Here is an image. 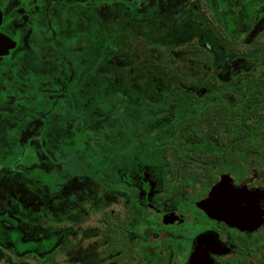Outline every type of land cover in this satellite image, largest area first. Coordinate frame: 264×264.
I'll return each instance as SVG.
<instances>
[{
  "label": "flooded vegetation",
  "instance_id": "obj_1",
  "mask_svg": "<svg viewBox=\"0 0 264 264\" xmlns=\"http://www.w3.org/2000/svg\"><path fill=\"white\" fill-rule=\"evenodd\" d=\"M203 1L152 98L113 53L82 73L58 18L101 1L0 0V264H264V0Z\"/></svg>",
  "mask_w": 264,
  "mask_h": 264
},
{
  "label": "rangeland",
  "instance_id": "obj_2",
  "mask_svg": "<svg viewBox=\"0 0 264 264\" xmlns=\"http://www.w3.org/2000/svg\"><path fill=\"white\" fill-rule=\"evenodd\" d=\"M74 1L78 3L91 1L90 4L101 1L100 4L97 2L93 12L88 13L87 10L84 13L85 9L83 10L82 6L78 4V9L77 7L72 8L73 15H69L68 11L64 10L58 18L61 21L69 18L75 23H78L79 20L81 26L78 30H82L83 33H79L78 37L80 40L83 38L81 42L85 48L84 62L86 63L82 73H88L98 54L104 58L105 54L113 53L111 59H117L116 71L123 75L124 79L121 78L125 81L121 88L123 92L127 89L130 92L135 91V95L142 96L147 89L149 95L155 98L156 91L162 84L163 72L159 60L157 62V59L154 60L153 57H158L161 60L162 51L160 49L157 51L154 44L152 45V41L159 44L160 47H164L167 53L174 48L179 49L176 62L178 70L186 72L193 66L192 52L185 51V47L189 48L190 46L186 45L199 44L200 42V39L195 38L198 36L197 32L202 33V29L205 27L202 25L204 20L201 15L202 10L206 9L203 0H148L149 2L145 1L141 4L134 3L132 0H70V2ZM194 5H197V10ZM214 6L216 9L217 6ZM190 8L194 11H190ZM204 14L206 15V13ZM190 21L197 22L196 32ZM203 34L205 33L203 32ZM205 37L207 40H211V35L207 32ZM52 41L56 42L58 47L66 45L56 38H53ZM78 41L79 39L74 40V44L77 45ZM90 52H95L96 56L93 54L89 56ZM70 61L72 64L76 62L75 65H79L77 58ZM164 80L168 79L165 77ZM92 91L90 88L85 89L87 95ZM112 94L114 93L112 92ZM140 104L135 112L156 111L151 110L152 103L148 105V109L145 105ZM4 117L5 115H0V144L10 142L5 130L6 119H3ZM90 151H94V149L90 147ZM89 156L91 160L99 158L95 153H88L86 159ZM5 176L16 179L13 178L14 175Z\"/></svg>",
  "mask_w": 264,
  "mask_h": 264
},
{
  "label": "trees",
  "instance_id": "obj_3",
  "mask_svg": "<svg viewBox=\"0 0 264 264\" xmlns=\"http://www.w3.org/2000/svg\"><path fill=\"white\" fill-rule=\"evenodd\" d=\"M134 3H137V4H141V3H143V2H149L148 0H132ZM191 9V8H190ZM190 11H194V10H190ZM192 14V13H191ZM154 44V47H155V49L158 51L159 49H160V46L159 45H157V44H155L154 43V41H152V45ZM162 54H161V60H160V58H155V57H153V59L154 60H156L157 59V62H158V60H159V63L160 64H163L162 62H163V59H162ZM171 59H174V57L172 56V55H170L169 53L168 54H166V60L164 61L165 63H166V65H172L171 63ZM159 64V65H160ZM167 73H169L172 77L174 76V71L172 70V68L171 69H168L167 70Z\"/></svg>",
  "mask_w": 264,
  "mask_h": 264
},
{
  "label": "water",
  "instance_id": "obj_4",
  "mask_svg": "<svg viewBox=\"0 0 264 264\" xmlns=\"http://www.w3.org/2000/svg\"><path fill=\"white\" fill-rule=\"evenodd\" d=\"M0 19H1V18H0ZM3 39H5V38H3V37L1 36V34H0V42H1V40H3ZM4 52H5V51H0V54H1V53H4ZM6 52H7V51H6ZM203 206H206V205L203 204Z\"/></svg>",
  "mask_w": 264,
  "mask_h": 264
}]
</instances>
